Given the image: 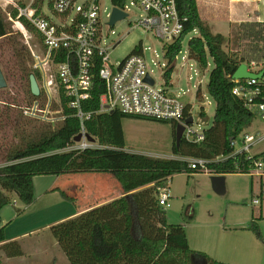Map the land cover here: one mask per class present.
Here are the masks:
<instances>
[{
  "label": "trees",
  "instance_id": "1",
  "mask_svg": "<svg viewBox=\"0 0 264 264\" xmlns=\"http://www.w3.org/2000/svg\"><path fill=\"white\" fill-rule=\"evenodd\" d=\"M112 1L116 5L125 2ZM176 1L180 14L187 17V22L182 36L168 46L166 56L169 62L164 74L167 84L171 85L176 58L189 33L198 31V36L189 40V59L197 62L202 69L208 65V56L214 62L207 88L216 110L213 124L204 130L202 141H188L183 137L177 146L176 124L171 122L174 128L173 153L178 158H154L129 152L123 119L150 118L129 116L118 111L99 113L100 96L104 92V83L100 80H97L92 99L83 105L85 111L94 113L85 126L88 134L95 138L97 147L68 150L76 143L74 139L81 128L79 119L70 108H65L67 119L55 128L20 113L19 132L15 133L20 139L11 144L6 156L8 162L0 166V223L1 210L15 199L12 195L25 205L35 201V176H62L78 171L102 173L100 177L110 174L121 187V196L50 227L70 264H230L192 249L185 226L168 223L166 209L159 204V195L161 189L167 187L169 177L179 173L202 172L191 169L183 158L214 159L228 155L233 150L231 141L252 125L254 113L232 93L235 86L233 74L241 64L250 66L253 61L261 63L264 69V22L234 24L232 33L237 41L232 44L228 39L227 43L223 34L213 33L201 19L197 0ZM12 36L11 27L0 13V38H11L16 67L26 80L31 101L35 96L30 88V75L34 74L37 80L40 75L32 67L31 56ZM200 94L201 89L198 90ZM204 114L201 112V115ZM257 158L258 155L249 161L245 155L236 156L208 167L214 175L246 173ZM58 190L65 199L76 202L74 193ZM260 219L262 215H253L250 228L262 239L258 224ZM0 250L7 257L24 254L17 240L0 244Z\"/></svg>",
  "mask_w": 264,
  "mask_h": 264
},
{
  "label": "built area",
  "instance_id": "2",
  "mask_svg": "<svg viewBox=\"0 0 264 264\" xmlns=\"http://www.w3.org/2000/svg\"><path fill=\"white\" fill-rule=\"evenodd\" d=\"M45 1L51 15L43 11ZM111 3V9L107 12L103 0H0V7H11L12 12L8 13V17L16 22L18 30L26 38L30 36V31L35 33L36 48L32 51V67L40 75L37 80L40 95L20 106V113L24 117L49 123L55 128L58 123L67 119L65 108H70L80 121L79 134L82 135V140L68 150L97 147L95 142L88 141L85 126L94 113L85 111L83 105L92 99L97 80H100L104 83V92L100 96L99 113L118 111L129 116L170 121L176 125L181 123L185 126L183 137L186 140L202 141L204 130L197 131L193 128V105L183 103L170 92L164 75L169 62L166 56L168 46L182 36L187 22V17L179 12L177 1L125 0L122 5H116L111 0ZM115 8L126 16L111 24ZM132 8L143 12L132 22V29H142L163 44V56L166 60L162 65L165 86H158L143 45L122 61L116 64L111 61L110 50L115 49L120 41H109L108 37L115 34L113 27L118 21L130 16ZM152 63L155 67L161 66L157 60L153 59ZM248 70L253 73L264 71L263 65L259 66L254 61L248 66ZM148 77L153 79V83L147 80ZM233 81V95L254 113L255 119L260 120L258 129L248 132L247 128L233 139V150L228 155L214 159L184 160L188 161L191 169L210 173L209 164L242 155L250 161L258 155L246 173L263 176L264 147L258 154L253 153V149L264 146V73L261 78ZM190 117L193 121L187 123ZM239 140L241 148L236 146ZM169 183L170 177L167 187L161 189L159 195V204L163 208L171 206ZM252 203L261 205L263 200L255 198Z\"/></svg>",
  "mask_w": 264,
  "mask_h": 264
},
{
  "label": "rangeland",
  "instance_id": "3",
  "mask_svg": "<svg viewBox=\"0 0 264 264\" xmlns=\"http://www.w3.org/2000/svg\"><path fill=\"white\" fill-rule=\"evenodd\" d=\"M111 4V0H103L104 8L108 9L107 12L111 9ZM42 8L45 14L51 15L47 1L44 2ZM11 10V7H0V13L11 27L12 38L19 41L20 46L32 59V51L36 48L35 33L30 31L31 38L30 36L26 38L18 30L16 22L9 19L8 13ZM141 14H143L141 10L132 8L130 16L118 21L113 27L115 34H110L108 40L120 42L115 49L110 50L111 61L116 64L143 45L146 47V59L152 66L157 84L162 87L165 86L162 65L166 62L163 56V44L152 34L131 27L132 22ZM193 36H198V31L189 33L185 37L182 50L175 62L171 85H168V88L183 103L193 105L192 114L195 118L193 128L203 131L212 126L216 110V104L207 88L214 62L212 57L208 56V65L206 69H202L197 62L189 59L188 44ZM226 38L227 43L230 40L232 44L237 41L234 33ZM10 39V37L0 38V68L8 83L6 88L0 89V166L8 162L6 156L11 144L20 139L15 134L19 132V121L22 117L19 107L30 100L26 80L21 77L16 67V58ZM225 48L228 50L226 44ZM153 59L159 61L161 66L155 67L152 63ZM254 62L259 63L258 61ZM199 89H201L200 96L198 95ZM201 112L205 114L201 115ZM122 124L126 149L129 152L154 158H178L173 153L174 128L171 122L125 117ZM258 125H260V120L256 118L247 131L254 132L258 129ZM39 127L40 125H38ZM236 146L241 148L240 140ZM263 147L254 148L253 153L258 154ZM93 174L103 175L102 173ZM212 175V173L200 172L179 173L170 177L169 185L172 197L171 206L165 208L166 218L169 224L185 226L186 234L190 237L194 249L197 248L195 246H198L197 242L203 236L204 231L207 234H210L211 230L215 232L226 222L228 226V222L237 224L242 221H248L250 225L253 215L262 214L264 216V175L226 174L224 193H218L214 189ZM261 183H263V188H261ZM12 196L15 199L10 208L12 210L15 208V212L17 209L18 214L5 229V234L8 240L19 241L24 254L7 257L0 250V264H70L50 227L66 220L61 218L69 214L74 206L60 196L52 194L38 196L34 204L30 206L25 205L14 195ZM255 198L262 199L263 203L253 205L252 200ZM258 222L263 235V239L260 241L264 247V219H260ZM1 233L3 234V232ZM261 262L260 264H264V261Z\"/></svg>",
  "mask_w": 264,
  "mask_h": 264
},
{
  "label": "crops",
  "instance_id": "4",
  "mask_svg": "<svg viewBox=\"0 0 264 264\" xmlns=\"http://www.w3.org/2000/svg\"><path fill=\"white\" fill-rule=\"evenodd\" d=\"M197 5L201 19L209 25L211 31L215 34L221 33L225 37L231 35L234 24L247 21L264 22V0H197ZM34 186L35 201L38 196L52 194L60 196V198L74 206V209L61 219L74 217L94 206L104 204L114 197L122 195L121 187L114 182L110 174L100 177V175L82 171L69 172L62 176H35ZM261 188H263V183H261ZM58 189L74 193L77 198L76 202L65 199ZM10 205L1 210L0 231L3 234L0 232L2 234L0 244L14 240H8L5 234V229L18 214V210L16 209L15 212V208L12 210ZM262 219H264L263 215ZM228 224L229 226L226 222L215 232L211 230L210 234L204 231L203 236L197 242L198 246H195L196 249L192 246L190 237L187 236L190 247L194 250L206 252L213 259L223 263H262L261 261H264V247L261 244V239L252 232L251 224L249 225L248 221L237 224L228 222Z\"/></svg>",
  "mask_w": 264,
  "mask_h": 264
},
{
  "label": "water",
  "instance_id": "5",
  "mask_svg": "<svg viewBox=\"0 0 264 264\" xmlns=\"http://www.w3.org/2000/svg\"><path fill=\"white\" fill-rule=\"evenodd\" d=\"M126 14L124 12H121L117 8L113 9L112 17H111V24H114L117 20H120L124 18ZM264 71L261 73H253L248 70V65L246 63L241 64L238 69L235 71L233 74V79L239 80V79H247V78H261L263 75ZM147 80L150 83H153V79L150 77L147 78ZM8 85L6 77L4 75L3 70L0 68V89L6 88ZM30 88L31 92L34 96H39L40 95V87L39 83L37 81V78L35 77L34 74L30 75ZM193 121V118L190 117L187 119V123H191ZM185 131V126L181 123H178L176 125V144L177 146L180 145L182 139H183V134ZM87 139L90 142H95V138L92 137L91 135H87ZM75 142H79L82 140V135L78 134L76 138L74 139ZM212 183L214 189L218 193H224L225 192V175H212Z\"/></svg>",
  "mask_w": 264,
  "mask_h": 264
}]
</instances>
